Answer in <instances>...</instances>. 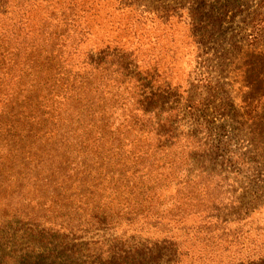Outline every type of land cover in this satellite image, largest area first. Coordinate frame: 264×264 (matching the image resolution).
Listing matches in <instances>:
<instances>
[{
	"label": "trees",
	"instance_id": "16d2710c",
	"mask_svg": "<svg viewBox=\"0 0 264 264\" xmlns=\"http://www.w3.org/2000/svg\"><path fill=\"white\" fill-rule=\"evenodd\" d=\"M73 7L65 31L82 20ZM22 27L13 50L30 56ZM86 52L70 88L80 109L0 199V264H264V133H180L209 87L189 90L185 111L156 61L140 66L117 44Z\"/></svg>",
	"mask_w": 264,
	"mask_h": 264
},
{
	"label": "rangeland",
	"instance_id": "374dc122",
	"mask_svg": "<svg viewBox=\"0 0 264 264\" xmlns=\"http://www.w3.org/2000/svg\"><path fill=\"white\" fill-rule=\"evenodd\" d=\"M262 1L0 0V199L65 114L80 109L70 88L83 76L86 51L105 44L130 49L140 66L156 61L184 108L189 90L209 87L213 97L194 102L180 133H264V27L257 41L248 37L263 16ZM67 3L82 20H70L65 31ZM21 26L20 35L33 41L30 56L13 50ZM56 50L60 67L53 65ZM259 217L264 223V211Z\"/></svg>",
	"mask_w": 264,
	"mask_h": 264
}]
</instances>
